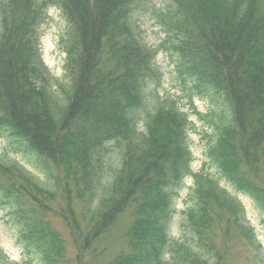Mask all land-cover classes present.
<instances>
[{"label":"trees","instance_id":"trees-1","mask_svg":"<svg viewBox=\"0 0 264 264\" xmlns=\"http://www.w3.org/2000/svg\"><path fill=\"white\" fill-rule=\"evenodd\" d=\"M139 1L0 0V131L42 176L0 154V207L19 247L39 264H72L51 215L68 226L80 260L127 213L126 248L109 264H239L227 261L231 232L254 250L243 264H264L239 200L252 202L264 226V0H170L165 23L178 71L230 108L195 172L187 115L174 102L140 112L160 49L134 33ZM51 8L66 21L59 43L68 88L60 102L40 51ZM112 144L120 169L99 197ZM188 178L182 235L172 241L175 201ZM0 264L16 263L0 250Z\"/></svg>","mask_w":264,"mask_h":264},{"label":"rangeland","instance_id":"rangeland-1","mask_svg":"<svg viewBox=\"0 0 264 264\" xmlns=\"http://www.w3.org/2000/svg\"><path fill=\"white\" fill-rule=\"evenodd\" d=\"M172 7L170 0H140L133 13L134 33L138 36L141 44L150 50L160 49L154 61L153 74L150 76L145 88V103L140 112L144 116L148 112H153L164 103L174 102L176 108L187 115L188 120L191 122L189 129L190 151L193 155L191 165L192 170L195 172L200 169L201 164L205 160L203 154L205 147L215 142L219 127L224 126L230 120V108L224 98L216 95L208 87L198 85L196 79H189L185 74L178 71L177 66L180 58L169 49L168 27L165 23V16L170 14ZM48 17V22L41 28L43 34L40 51L49 83H51V91L55 94L58 102H60L63 97V91L68 88L66 73L64 72L65 54L61 50L59 43L60 37L66 31V21L56 8H51L48 11ZM138 127L142 130V123ZM11 143L12 141L8 138L7 133L0 131V154L9 155L10 159L20 162L26 170L41 179L42 176H40L39 172L27 163L20 154L15 155L11 151ZM109 147L104 166V175L97 190L99 197L107 192V184L110 183L111 177L120 169L119 147L114 144ZM211 173L216 177L218 176L213 169H211ZM190 186L191 181L186 180L184 189L175 201L176 214L169 230L172 241L182 235L181 217L182 212L185 210L186 195ZM221 186L231 191V188L226 186L224 181L221 182ZM239 200L245 208L246 218L250 226L254 228L256 239L264 251V226L260 225L258 212L247 197L240 195ZM76 214L79 225L83 227L80 206L76 207ZM49 219L52 226L64 238L67 255L72 258V264H109L114 255L126 248L125 233L131 224L130 215L127 213L120 218L108 233H105L100 238L98 243L93 245L92 250L88 254L81 255L80 260H76L78 250L75 246V238L71 235L68 226L64 224L62 218L57 214H53ZM186 238L190 239L189 233H187ZM228 238L230 251L227 254V261L243 264L245 258H250L254 254V250L247 248L232 232ZM214 240L217 244L216 248L220 252L222 247L220 231L216 232ZM0 250L2 251V257L11 263L18 264L24 261L27 264H39L38 260L33 259L31 261L23 249L19 247L18 239H16V230L8 222V217H6L5 211L1 207Z\"/></svg>","mask_w":264,"mask_h":264}]
</instances>
